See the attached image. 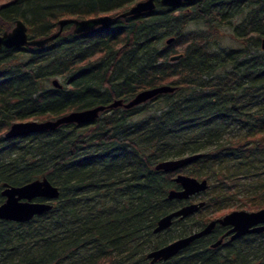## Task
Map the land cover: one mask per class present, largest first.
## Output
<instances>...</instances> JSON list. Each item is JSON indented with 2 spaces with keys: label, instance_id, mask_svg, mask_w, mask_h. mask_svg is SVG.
<instances>
[{
  "label": "trees",
  "instance_id": "16d2710c",
  "mask_svg": "<svg viewBox=\"0 0 264 264\" xmlns=\"http://www.w3.org/2000/svg\"><path fill=\"white\" fill-rule=\"evenodd\" d=\"M138 1L8 0L0 4V35L19 20L30 39L43 38L62 19L116 17ZM155 5L90 34L67 26L43 48L0 51V204L3 184L46 178L59 190L46 214L0 221V264H149L151 251L218 214L264 209V0ZM164 85L176 90L104 111L92 123L4 138L17 122L127 102ZM195 154L201 157L182 170L187 176L208 182L206 172L219 174L222 164L234 171L208 182L198 215L154 234L162 217L184 206L168 199L179 190L175 173L155 166ZM173 228L177 234L165 236ZM253 239L216 251L200 238L160 264H264V241Z\"/></svg>",
  "mask_w": 264,
  "mask_h": 264
},
{
  "label": "water",
  "instance_id": "95a60500",
  "mask_svg": "<svg viewBox=\"0 0 264 264\" xmlns=\"http://www.w3.org/2000/svg\"><path fill=\"white\" fill-rule=\"evenodd\" d=\"M155 1L156 0L138 1L116 17L104 15L83 20L62 19L58 21V30L56 32L38 39H30L27 34L26 25L18 20L14 23V27L10 32H5L0 35V50L22 47L43 48L55 41L67 26H71L72 32L76 35L90 34L98 28H108L117 19H124L152 12L156 6ZM193 1L195 0H159V3L164 7H174L182 3ZM172 41L173 39H169L166 41V44L169 45ZM260 48L264 51V39L261 41ZM179 57L180 56H173L170 58V61H177ZM175 90L176 88L171 86H159L143 90L127 102L117 99L107 106L101 105L91 109L71 112L55 120L43 122H17L9 127L4 134V138L13 140L42 132L54 131L62 125L92 123L104 111L116 108L129 110L141 106L159 95L172 94ZM199 157L200 154H195L178 159L162 161L155 166V170L165 173H175L189 163L197 160ZM174 183L179 186V190H170L168 192L169 200L186 201L193 196L203 193L208 187L206 180L199 181L181 174H178L174 178ZM1 195L4 198V202L0 204V221L26 223L34 217L42 216L49 212L53 208V203L59 198V190L46 178H42L19 187L3 184ZM202 206L203 203L188 204L169 213L157 222L153 233L159 234L169 229L172 226L173 220L185 219L197 212ZM217 223L221 226H232L233 229L231 233L235 232L233 239L241 235L261 232L264 231V227H253L264 223V209L255 212L233 211L223 218L216 219L197 232L176 239L162 248L151 251L147 254V259L150 260L149 264L165 263L173 259L193 242L208 235ZM216 246L217 244H214L212 247Z\"/></svg>",
  "mask_w": 264,
  "mask_h": 264
},
{
  "label": "flooded vegetation",
  "instance_id": "af4514ba",
  "mask_svg": "<svg viewBox=\"0 0 264 264\" xmlns=\"http://www.w3.org/2000/svg\"><path fill=\"white\" fill-rule=\"evenodd\" d=\"M14 26V25H13ZM27 28V27H26ZM5 33V32H4ZM3 34V33H2ZM1 34V35H2ZM28 34V33H27ZM14 49V48H13ZM2 50V49H1ZM0 50V51H1ZM5 134V133H4ZM31 136V135H29ZM26 137V136H24ZM22 138V137H20ZM19 139V138H17ZM14 140V139H13ZM197 196V195H196ZM196 196H193L191 197L190 199L186 200V201H181V202H184L183 205H187V204H195L193 200L194 197ZM192 199V200H191ZM191 200V201H190ZM199 203V201H198ZM233 211H242V210H233ZM233 211H230V212H227L226 214L222 215L221 217H217V218H212L210 219L208 223L216 220V219H220V218H223L225 215L233 212ZM186 219V218H185ZM176 220H180V219H176ZM184 220V219H182ZM174 222V221H173ZM206 224V225H207ZM205 225V226H206ZM204 226V227H205ZM203 227V228H204ZM260 227H264V223L262 224H258L257 226L253 227V228H260ZM202 228V229H203ZM233 229L232 226H221L219 225L218 223L214 226V228L211 230V232L202 237V238H207L208 239V242H209V249L211 250H221L222 248H226L228 245H231V244H236L242 240H245V239H250L252 242H254L255 240L253 238H255L256 236H260L262 237V239L260 241H264V231H261V232H255V233H249V234H245V235H241L237 238H234L233 239V236L235 235V232H232L231 233V230ZM214 244H217L216 247H212ZM183 251V250H182ZM181 251V252H182ZM176 257V256H175ZM150 263V261H149ZM156 264H160V263H156Z\"/></svg>",
  "mask_w": 264,
  "mask_h": 264
},
{
  "label": "rangeland",
  "instance_id": "374dc122",
  "mask_svg": "<svg viewBox=\"0 0 264 264\" xmlns=\"http://www.w3.org/2000/svg\"><path fill=\"white\" fill-rule=\"evenodd\" d=\"M8 0H0V4H2V3H5V2H7ZM140 1H143V0H140ZM14 27V26H13ZM13 27L8 31V32H10L12 29H13ZM220 45H224V46H230L231 45V43L229 42V40H222L220 43H219ZM37 121V120H36ZM37 122H39V121H37ZM231 135L233 136V135H235L234 136V140H236V139H238L239 138V136L238 135H236V130H233L232 132H231ZM200 157H201V155H200ZM193 162H191V163H189L188 165H186L185 167H183V168H181L179 171H177V172H175V174H174V177H176L178 174H181V175H184V176H187L184 172H182V170L183 169H185V168H187L188 166H190L191 164H192ZM221 166H223V167H221ZM219 168L217 167V168H215L214 170L217 172V173H219V174H215V173H212V172H206V175L207 176H205L206 178H207V180H208V182L209 183H214V181L216 182L217 180H219L220 178H222L220 175V172H222V173H225V174H228V173H230V172H232V171H234V169H233V166H231L230 164H222ZM188 177H190V176H188ZM192 178H194V177H192ZM196 179V178H195ZM197 180H199V179H197ZM199 181H201V180H199ZM208 182H207V184H208ZM208 188V187H207ZM207 190V189H206ZM206 190L204 191V192H206ZM203 192V194L201 193V194H199V196L197 195L196 196V198H194V203L195 204H198V201H200L201 200V198L203 199V198H208V196L207 195H204L205 193ZM244 195H245V192H243V193H239L238 195H237V197H236V199L237 200H241V199H244L243 197H244ZM240 202V201H239ZM229 208H230V210H232V208L233 207H237V206H239V203L238 202H236V201H234V202H229ZM227 212H230V211H226V212H223V213H221V214H218L217 215V217H221L222 215H224V214H226ZM198 213V211L197 212H195L194 214H197ZM193 214V215H194ZM193 215H191V216H193ZM198 215V214H197ZM206 215V214H205ZM190 217V216H189ZM217 217H214V218H217ZM188 218V217H187ZM168 230V229H167ZM166 231V230H165ZM175 234H177V230H176V228H173V229H171L169 232H167L166 233V235L165 236H167V237H170V236H173V235H175Z\"/></svg>",
  "mask_w": 264,
  "mask_h": 264
}]
</instances>
